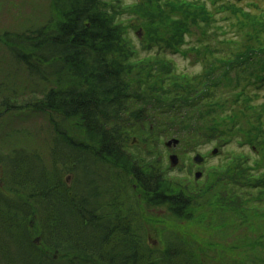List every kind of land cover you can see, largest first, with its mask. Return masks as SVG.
I'll use <instances>...</instances> for the list:
<instances>
[{"label":"trees","instance_id":"trees-1","mask_svg":"<svg viewBox=\"0 0 264 264\" xmlns=\"http://www.w3.org/2000/svg\"><path fill=\"white\" fill-rule=\"evenodd\" d=\"M50 1L52 14L44 24L15 33L6 42L12 59L26 72L23 105L32 113L46 114L54 136L48 160L23 148L0 150L5 183L0 186V264H204L196 256L195 243L189 246L183 236L150 241L127 199L129 188L148 207H165L179 219L197 218L192 212L197 198L169 184L152 155L140 156L132 149L137 148L135 142L147 145L163 137L188 145L203 136L224 140L223 124L234 123L236 113L211 122V114L225 107L216 91L222 85L234 98L242 97L238 111L254 109L245 89L233 86L230 74L252 69L254 55L264 57V40L257 47L252 39L229 41L217 56L203 61L200 71L186 73L176 70L164 53H185V34L199 21L210 23L213 13L204 2H132L143 19H159L163 30L159 37L149 34V50L142 54L122 36L111 0ZM229 2L215 9L229 11L249 28L248 38L257 39L264 14ZM202 50L213 55L209 46ZM255 75L246 86L251 80L264 81V75ZM13 98H6L11 108L19 96ZM70 119L84 136L67 132ZM204 119L212 126L203 125ZM245 142L253 154L257 147L264 149V141L255 146ZM261 157L250 164L245 156L233 154L232 165L214 176L220 203L231 210L232 221L249 224L247 211L264 207ZM63 170L74 172L72 189L61 177ZM79 179L87 194L76 188ZM32 213L39 218L44 247L66 254L61 263L27 236L26 219Z\"/></svg>","mask_w":264,"mask_h":264},{"label":"rangeland","instance_id":"rangeland-1","mask_svg":"<svg viewBox=\"0 0 264 264\" xmlns=\"http://www.w3.org/2000/svg\"><path fill=\"white\" fill-rule=\"evenodd\" d=\"M194 1L197 3L204 2L213 15L209 24L203 25L204 22L199 21L190 32L185 34V43L181 46L185 53H172L170 51L164 53L165 56L172 59L176 70L186 73L200 71L203 61L217 56L220 52L218 50L229 46L225 45L229 41L233 40L232 44H235L246 41V39H252L255 42V47H257L264 40V28L256 32L257 39L251 36L248 38L247 29L249 28H243L229 11L215 9L217 5L230 1L229 3L234 4L235 7H241L252 14H264L262 12L264 11V0ZM111 2L113 10L116 12L115 19L119 24L122 36L139 50V53L144 54L145 51L149 50L146 48L149 43V34L159 37L163 33V30L158 28L159 19L156 17L153 18L156 19L153 21L143 19L140 7L131 6L132 2L137 3L140 2L139 0H111ZM219 9L221 8L219 7ZM51 14L50 0H0L1 152H10L13 148H23L26 152H35L42 158L49 159V151L54 136L52 126L48 124L46 114L32 113L23 105L27 94L23 92L28 83L26 72L22 64L15 63L12 59L11 50L9 51L6 42L11 40L10 38H13L15 33L44 24ZM237 17L240 19L239 16ZM203 45L210 47L212 56H210L209 51L202 50ZM254 75H264V57L261 53L254 55L252 69L242 71L238 75H233L232 72L230 74L233 86L236 89L241 87L245 89V94L249 96V101L254 107L253 110H246L245 108L244 112L238 111V106H243V99L242 97L234 98L231 93L229 94L228 88L220 85L216 91L218 101L224 103L225 107L211 114V122L213 123L220 116L224 117L236 113L234 123L231 125L229 123L223 124L224 128L220 131V135L223 136L224 140L205 139L202 131V139H195L191 141L190 145L183 141L178 143V139L172 141L174 138L164 137L156 141L151 139L147 145L135 142L137 148H133V152L144 157L152 155L153 159H157V164L165 178L169 180V184L177 185L186 192L190 191L197 198L196 205L192 209L197 218L194 220H191L192 218L189 220L179 219L175 218L165 207H148L145 200L140 201L139 195L138 198L135 197L129 188L127 199L133 208H136L137 217L141 219L142 226H144L151 242L160 243L161 240L166 241L169 238L174 239L183 236L189 246L195 243L196 256L204 264H264V207L247 211L249 221H251L249 224L230 220L231 210L226 206L222 207L223 203H220L222 202L221 194L217 191L214 181V176L219 171L232 165L229 158L233 154H237L241 158L245 156L249 159L250 164H253L261 156L264 157L263 148L257 147L255 154H253L250 150L251 146L245 142L252 141L251 145L255 146L257 141H264V81L251 80L252 83L246 86L247 80L254 78ZM18 96L19 99L16 104H13L16 106L15 108L6 104L7 97H14L13 99H15ZM195 101L199 102L198 98ZM204 109L206 108L204 107ZM211 122L204 119L203 125L212 126ZM66 124L69 127V130L65 127L68 133L84 136L81 128L76 123L74 124V120L70 119ZM169 141H171L170 144L165 145ZM129 145L131 146V144ZM129 145H127V149H131L128 147ZM214 148L216 153L211 154ZM196 154L203 157L200 164L193 161ZM171 155L177 157L178 162L175 166L169 164V156ZM196 172L201 173L199 179L194 178ZM61 177L71 189L75 186L72 170L61 171ZM2 178L3 171L0 167V186L3 188L5 183H3ZM83 182L84 180L79 179L76 188L84 195L87 192L82 185ZM246 183H250V181L247 180ZM210 187L211 190L206 192ZM257 195L261 196L260 193ZM14 197L17 198L18 196L14 195ZM24 199L29 200L26 197ZM120 200L122 201L123 198L120 197ZM260 206H264V202ZM26 227L27 236L39 250L45 249L48 254L55 257L58 263H61L63 259L65 260V253L44 247L42 236L39 234L41 228L36 213L27 217ZM59 251L63 252V250ZM238 257H240L238 260L233 259Z\"/></svg>","mask_w":264,"mask_h":264},{"label":"water","instance_id":"water-1","mask_svg":"<svg viewBox=\"0 0 264 264\" xmlns=\"http://www.w3.org/2000/svg\"><path fill=\"white\" fill-rule=\"evenodd\" d=\"M173 141H175V140H173ZM170 142H171V141L167 142L166 145H169ZM214 152H215V151H214ZM214 152H213V153H214ZM169 160H170V163H171L172 166L176 165V163H177V157H176L175 155H171V156L169 157ZM194 161L197 162V163H200V162L202 161L201 156H200V155H196V156L194 157ZM195 176H196V178H198V177L200 176V174H199V173H196Z\"/></svg>","mask_w":264,"mask_h":264}]
</instances>
